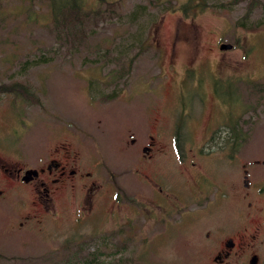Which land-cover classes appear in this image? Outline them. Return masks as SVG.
<instances>
[{
	"label": "rangeland",
	"instance_id": "1",
	"mask_svg": "<svg viewBox=\"0 0 264 264\" xmlns=\"http://www.w3.org/2000/svg\"><path fill=\"white\" fill-rule=\"evenodd\" d=\"M253 1L157 0L140 19L144 51L106 85L113 65L86 45L131 42L127 14L149 0H104L115 10L85 25L79 47L53 30L46 2L0 0V264H87L93 251L89 264H199L207 226L243 218L248 200L246 220L261 218L264 0ZM235 120L244 135L231 151ZM51 158L77 174L46 198L15 170Z\"/></svg>",
	"mask_w": 264,
	"mask_h": 264
},
{
	"label": "flooded vegetation",
	"instance_id": "2",
	"mask_svg": "<svg viewBox=\"0 0 264 264\" xmlns=\"http://www.w3.org/2000/svg\"><path fill=\"white\" fill-rule=\"evenodd\" d=\"M228 140L232 144L230 146L231 151H235L236 137L234 135L228 136ZM131 141L133 142V139ZM155 147V137L150 135L149 141L142 147V156L145 159L151 160ZM72 161V159H69L68 163L63 164L57 159L51 158L39 168H27L24 170L18 168L15 170V176L19 180H22V176L26 170L36 169L38 171L37 175L32 176L27 182L22 181L24 183H30L38 180L44 192V196L47 198L52 188L57 190L58 187L60 188L65 185L70 181V178L77 174V170L73 166L66 165L72 164ZM255 163H258V161L255 160ZM243 172L244 188L242 191L246 201L252 193L249 190V183L246 175L247 170L244 169ZM154 189L156 196L159 195V198H162L166 202L167 196L163 192L162 186H156ZM258 192L264 193V189L261 188ZM157 206L164 209L161 214V220L166 218L167 213H172V210H168L169 208L165 203H163V205L159 203ZM254 207L255 205L248 200L244 206L243 218L239 216L238 220H231L226 224L212 222L213 224L211 226H207L203 236L204 247L199 257V264H264V211L261 214V218H259L256 223L246 220L248 216L249 219L255 218V216H252ZM181 208H183V206L179 207L176 212H181Z\"/></svg>",
	"mask_w": 264,
	"mask_h": 264
},
{
	"label": "trees",
	"instance_id": "3",
	"mask_svg": "<svg viewBox=\"0 0 264 264\" xmlns=\"http://www.w3.org/2000/svg\"><path fill=\"white\" fill-rule=\"evenodd\" d=\"M42 1L46 2L48 7L50 8V12L52 15L51 22L53 24L52 25L53 30L55 32L56 30L59 32L63 30L65 32L64 41L66 42L77 41L74 43L76 47H79L82 45V42H80L82 39H87L90 37V35L86 32L87 27L85 28V25L89 21H95V24H97L98 21L96 19L98 17L105 19L106 14H111L112 11L115 10L117 6V3L115 2H106L105 3L106 11L105 10L102 11L101 6L104 0H99L98 7L96 9L95 7H89L86 9L83 4L84 0H42ZM236 1L238 0H233L234 3H236ZM156 2L157 0H149V4H146V5L136 4L132 8V10L127 14V22L129 23L130 27L135 26V30L133 32L128 33V36H127V39H131V42H127L125 43V45H123L122 42H117V43L115 42H95L94 45H90L86 43L88 54L94 51V53H96L98 56V58L93 59V62L103 61L102 63L104 67H107L108 64L113 65L107 71V76L109 77V80L106 83V85L108 84L110 85L112 81L118 82L119 80H122V78H124V76L129 73L130 71L129 68H126V70H123V69H120V66L117 67L121 63L123 64L121 58H124L125 56L129 55L133 51L134 48H137V51L133 53V56L128 60V65H131L133 59L139 56L144 51V48H145L144 47V39H145L144 27L147 21L146 22L144 21V23H142L140 22V19L144 15L147 14L146 12L147 8L152 6ZM253 5H254V1L248 0L247 10L250 11ZM107 10H109L111 13L107 12ZM90 34L92 36L93 33H90ZM88 54H85V55H88ZM101 57L103 58L109 57L111 59L109 58H108L109 60L101 59ZM84 58H88V56H85ZM28 63H31V62H28ZM115 93H116V90H113L111 94L108 95L107 97L109 98ZM236 120L231 123L232 125L229 126L228 129L230 130V134L236 137V142H237L239 141V138L244 135V133L242 134L239 131V128H236V126H238V123L236 124ZM179 135L180 133L177 131L176 133L177 141L179 140L178 138ZM179 144L180 142L177 143V148H179ZM90 254L92 256H91V259H88L86 261L87 264L92 263V262H95V263L100 262V259H99L100 253L93 251ZM66 261L69 264V258Z\"/></svg>",
	"mask_w": 264,
	"mask_h": 264
},
{
	"label": "water",
	"instance_id": "4",
	"mask_svg": "<svg viewBox=\"0 0 264 264\" xmlns=\"http://www.w3.org/2000/svg\"><path fill=\"white\" fill-rule=\"evenodd\" d=\"M231 47L232 45L229 43L220 44L221 49H230ZM37 174H38V171L36 169H28L24 172V175L22 176V180L27 182L32 178V176L37 175Z\"/></svg>",
	"mask_w": 264,
	"mask_h": 264
}]
</instances>
